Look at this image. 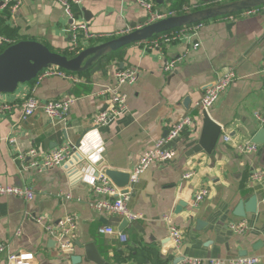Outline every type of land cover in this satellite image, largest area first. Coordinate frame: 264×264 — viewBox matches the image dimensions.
<instances>
[{
  "label": "crops",
  "instance_id": "1",
  "mask_svg": "<svg viewBox=\"0 0 264 264\" xmlns=\"http://www.w3.org/2000/svg\"><path fill=\"white\" fill-rule=\"evenodd\" d=\"M222 1L164 0L156 8L180 13ZM71 10L76 21L100 36L85 40L79 33L83 47L147 21L146 12L133 0H82L72 4ZM70 26L62 4L53 1L23 0L14 12L0 13L2 33L17 40H37L55 50H69ZM147 41L105 57L94 73H78V82L51 77L2 94L15 106L0 121V184L27 186L34 198L0 196V241L7 244L0 264H6L7 253L18 251L33 252L32 264H98L92 259L95 252L104 264H172L185 256L198 258L202 264L257 256L258 264H264V183L249 178L252 170L264 169V144L251 142L264 127L254 117L255 112L264 114V10L205 21L190 40L159 48H152ZM194 43L199 45L194 48ZM172 61L173 69L166 71L165 64ZM229 67L234 68L236 78L207 111L222 128L216 144L211 153L191 151L199 141L205 111L197 103L217 75ZM123 68L138 72L133 84L121 86L125 110L108 123L96 125L95 115L108 105L106 95L98 92ZM30 96L40 102L71 98L66 120L50 122L40 110L23 119L21 104ZM187 116L193 125L168 144L175 157L151 164L133 185L128 208L139 217L129 222L121 215L94 211L91 202L102 196L85 177L95 176L102 167L130 172L146 149ZM87 130L90 141H102L103 163L92 173L67 175L72 146ZM247 142L255 144L256 151L241 153L236 149L235 145ZM64 143L69 144L70 154L61 165L40 170L28 166L31 158L26 152L30 148L45 153ZM187 171L192 175L183 179ZM202 188L208 192L193 206L191 201ZM252 196L256 197L254 211L237 216L239 203H248ZM180 200L187 205L177 208ZM71 215L77 217L73 251L62 253L44 231V224ZM165 215L171 216L182 232L178 250L169 240ZM239 220L247 222L244 234L229 227V222ZM109 225L122 232L125 240L116 232H99Z\"/></svg>",
  "mask_w": 264,
  "mask_h": 264
},
{
  "label": "built area",
  "instance_id": "2",
  "mask_svg": "<svg viewBox=\"0 0 264 264\" xmlns=\"http://www.w3.org/2000/svg\"><path fill=\"white\" fill-rule=\"evenodd\" d=\"M23 0H0V13L5 10L14 12L22 3ZM41 1H53L62 4L65 14L71 20L70 33H71V45L78 44V36L82 32L85 40H94L100 38L99 35L91 33L87 30V27L82 22H78L75 19L71 10L72 4H79L82 0H41ZM139 6L143 8L147 15V22L177 14L172 10L157 9L156 4L152 0H133ZM264 10V5L261 9L252 8L245 10L242 15H254ZM188 11V10H187ZM184 11V12H187ZM183 13V12H182ZM201 24H193L190 27L180 28L179 30H171L156 35L149 39V45L152 48H159L164 45H168L181 39L190 40L193 36L197 35ZM80 33V34H79ZM13 40L3 34H0V52ZM70 45V46H71ZM199 43H194L193 47L196 48ZM72 49V48H71ZM70 50V49H69ZM175 62L166 63L164 69L170 71L173 69ZM264 76V68L261 70ZM60 78L69 80L70 82H78L79 78L77 74L68 72L66 70L59 69L57 67L51 69H45L41 71L36 77V84L41 82L45 78ZM138 78V72L133 68L117 69L113 74V81L109 83L106 88L99 91V95H106L108 105L102 111H99L95 117L94 122L96 125L106 124L120 113L125 110V96L122 94L121 86L123 84H133ZM236 72L234 68L229 67L220 75H217L213 84L205 90L201 100L197 103L203 110L208 109L217 101V99L223 94V92L229 87V85L235 80ZM71 98L63 100H50V101H38L36 98L30 96L24 100L21 104L22 117L27 119L32 116L37 110H40L50 122H59L66 120L68 114ZM10 102V101H9ZM7 102L2 94H0V118L9 113L14 107V104ZM255 119L264 126V114L261 112L254 113ZM193 125L191 117L187 116L181 118L179 121L171 125L166 135L157 139L152 147L146 149L139 158L135 167L130 171L129 183L127 187L118 188L114 185L106 176L98 173L95 176H86L85 179L93 189V191L102 196L101 198L91 202V207L98 213L117 214L123 216L127 221H132L139 216L131 212L128 208V201L133 192V185L138 181L139 176L145 171L151 164L163 163L169 161L175 157V152L172 148L168 147L171 140L175 139L181 131L187 127ZM10 142H14V138H8ZM228 140V138H227ZM236 149L241 153H250L256 151V145L253 143H243L235 145ZM70 154V146L68 143H64L61 146L50 150L49 152L39 153L35 148H30L26 152V156L31 158L28 166L40 170L42 168H51L61 165ZM192 175V171H187L183 174V179H189ZM250 180L259 184L264 183V169L252 170L249 174ZM208 192L207 188H202L193 197L191 204L197 206V204L206 196ZM0 196H16L25 200H32L34 198V192L27 186H9L0 184ZM66 198H70L69 195ZM77 217L75 215L67 216L56 223L44 224V231L51 236L62 253H70L73 251V239L75 236ZM40 221V219H38ZM163 221L167 223V230L169 240L174 249L178 250L182 242V232L175 225L171 216H163ZM230 229L236 234H244L248 230L247 222L239 220L237 222H229ZM99 232L112 234L117 233L120 240H125V235L116 231L113 226H103L99 228ZM264 244V238H263ZM7 244L0 241V255L5 253ZM34 260V254L30 251H18L15 253H7L6 264H32ZM260 262L257 256H235L227 259L211 260L209 264H258ZM175 264H202L201 260L193 257H181L178 258Z\"/></svg>",
  "mask_w": 264,
  "mask_h": 264
},
{
  "label": "water",
  "instance_id": "3",
  "mask_svg": "<svg viewBox=\"0 0 264 264\" xmlns=\"http://www.w3.org/2000/svg\"><path fill=\"white\" fill-rule=\"evenodd\" d=\"M161 6L164 0H152ZM264 5V0H225L216 4L197 8L191 11L169 15L152 22L142 23L128 31L115 35L110 39L98 41L86 47H82L74 54L68 55L50 50L45 44L33 39L16 41L0 52V94L12 93L16 88L35 79L38 74L45 70L57 67L68 72L78 74L89 71L94 73L99 70L100 62L112 52L122 49L130 44L146 41L163 32L192 25L218 17L241 13L245 10ZM221 126L216 123L207 113H202V128L198 143L191 151L204 150L211 153ZM85 131L77 138L72 146L70 162L65 167L67 175H73L76 171L93 172L102 163V141L94 138L90 141ZM251 142L257 145L264 144V127L258 129L253 135ZM72 167V168H71ZM100 173L106 176L118 188L128 186L130 172L110 167H102ZM97 175V174H96ZM256 197L252 196L248 203H239L235 214L244 217L245 212H253ZM186 206L187 202L179 201V206ZM89 255V247H86ZM91 258V257H90ZM93 261L104 264L98 254H94ZM175 259L172 264H175Z\"/></svg>",
  "mask_w": 264,
  "mask_h": 264
},
{
  "label": "trees",
  "instance_id": "4",
  "mask_svg": "<svg viewBox=\"0 0 264 264\" xmlns=\"http://www.w3.org/2000/svg\"><path fill=\"white\" fill-rule=\"evenodd\" d=\"M257 9H261V6L260 7H257ZM179 13V12H178ZM180 13H182V12H180ZM237 14H242V13H236V14H233V15H237ZM227 16H229V15H227ZM205 22V21H204ZM204 22H200V24H202V23H204ZM196 24H198V23H196ZM193 25V24H192ZM187 26H190V25H187ZM187 26H183V27H179V28H175V29H172V30H179L180 28H186ZM169 31H171V30H169ZM167 32V31H166ZM2 32L0 31V34H1ZM165 33V32H164ZM3 35H5V36H7V37H10L12 40H13V42H16V41H19V40H17V39H14L13 37H11L12 35H10L9 33H2ZM48 47V46H47ZM78 48L75 50V51H77V50H79V46H77ZM50 50H52V51H57V52H61V53H64V54H68V55H71V54H73V51L72 52H68V50H55V49H52L51 47H48ZM123 49V48H122ZM121 49H119V50H117V51H115V52H112L109 56H111V57H113L115 54H117L119 51H120ZM109 56H107V58L109 57ZM33 81H35V79H33V80H31L30 82H33ZM29 82V83H30Z\"/></svg>",
  "mask_w": 264,
  "mask_h": 264
},
{
  "label": "rangeland",
  "instance_id": "5",
  "mask_svg": "<svg viewBox=\"0 0 264 264\" xmlns=\"http://www.w3.org/2000/svg\"><path fill=\"white\" fill-rule=\"evenodd\" d=\"M177 14H179V13H177ZM174 15H175V14H174ZM97 41H99V40H97ZM12 43H14V42H12ZM12 43H10V44H12ZM10 44H8V45H10ZM8 45H7V46H8ZM77 46L80 47L79 50L83 47V46H81V44H80L79 41H78V44H77V45H76V44H72V45L69 47L70 50H68V52H72V51H73V54L76 53L77 51H79V50L75 51V50L78 48ZM71 48H72V49H71ZM35 80H36V78H35ZM6 101H7V100H6ZM7 102H9V101H7ZM9 103H10V102H9ZM14 106H15V105H14ZM13 108H14V107H13ZM13 108H12V109H13ZM12 109H11V111H12ZM11 111H10V112H11ZM10 112H9V113H10ZM5 115H6V114H5ZM5 115H3V116L0 118V121L2 120V118H3Z\"/></svg>",
  "mask_w": 264,
  "mask_h": 264
}]
</instances>
